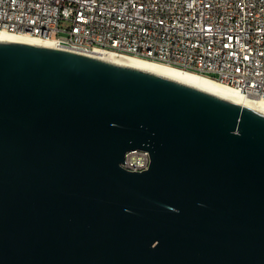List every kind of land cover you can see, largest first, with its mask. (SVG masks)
Masks as SVG:
<instances>
[{
  "label": "water",
  "instance_id": "water-1",
  "mask_svg": "<svg viewBox=\"0 0 264 264\" xmlns=\"http://www.w3.org/2000/svg\"><path fill=\"white\" fill-rule=\"evenodd\" d=\"M0 264H264V113L0 40Z\"/></svg>",
  "mask_w": 264,
  "mask_h": 264
},
{
  "label": "built area",
  "instance_id": "built-area-1",
  "mask_svg": "<svg viewBox=\"0 0 264 264\" xmlns=\"http://www.w3.org/2000/svg\"><path fill=\"white\" fill-rule=\"evenodd\" d=\"M0 32L137 56L264 100V0H0ZM133 150L122 166L149 167Z\"/></svg>",
  "mask_w": 264,
  "mask_h": 264
},
{
  "label": "bare ground",
  "instance_id": "bare-ground-1",
  "mask_svg": "<svg viewBox=\"0 0 264 264\" xmlns=\"http://www.w3.org/2000/svg\"><path fill=\"white\" fill-rule=\"evenodd\" d=\"M0 40H12L56 47L53 43V40L50 38H30L24 35H20L17 32H0ZM94 56L116 64L139 68L161 76L169 77L180 83L196 87L198 89L234 101L236 103L243 104L264 113L263 99L247 96L241 91L221 84L220 82L208 76L132 55L101 52Z\"/></svg>",
  "mask_w": 264,
  "mask_h": 264
}]
</instances>
